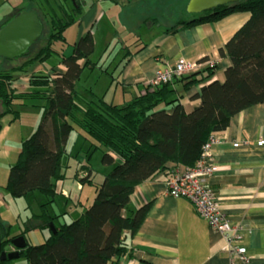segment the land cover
<instances>
[{
	"label": "trees",
	"instance_id": "trees-1",
	"mask_svg": "<svg viewBox=\"0 0 264 264\" xmlns=\"http://www.w3.org/2000/svg\"><path fill=\"white\" fill-rule=\"evenodd\" d=\"M30 1L35 4L33 9L43 27L48 28L46 43L22 63L0 70V116L9 113L12 120L17 118L19 112L14 106L22 105L25 99L44 98L46 109L35 130L21 140L4 188L13 198L31 192L51 197L34 217L41 222V228L52 223L55 233L50 230L43 243L30 245L23 231L12 237L3 231L0 253L11 246L12 238L23 236L26 245L19 250V256H24L27 264H113L125 255L127 234L132 236L136 232L148 210V205L130 207L135 186L165 169L169 162L192 167L211 134L224 130L231 117L244 108L264 101V0H239L202 12L193 20L177 22L190 25L236 11L250 13L220 51L230 60L224 80L201 86L191 96L198 98L199 104L190 111L184 109L182 98L213 75L215 64L155 87L148 84L142 93L121 104L107 99L105 92L99 95L91 88H84L85 96H81L77 85L83 69L98 67L91 57L92 31L78 38L70 55L52 48L56 41H65L64 30L77 21L80 1L54 0V5L51 0ZM21 11L22 8L15 11L4 24ZM140 44L137 42L133 47ZM29 49L16 58L26 57ZM123 49L125 61L133 49L129 50L128 45ZM51 53L60 56L59 61L65 67L63 73L32 74L25 91L12 86L15 74L24 73L27 66ZM102 72L108 73L113 83L117 79L118 73L113 76L106 68ZM72 130L81 135L83 145L87 143L85 163L79 165L74 178L81 184L92 185L94 196L76 219L56 225L54 220L59 214L51 215L47 205L56 194L57 183L65 178L67 159L71 156L66 142ZM95 151L101 152L103 164L111 166L100 183L93 181L89 162ZM80 171H84L81 177ZM7 261L0 260V264Z\"/></svg>",
	"mask_w": 264,
	"mask_h": 264
},
{
	"label": "crops",
	"instance_id": "crops-1",
	"mask_svg": "<svg viewBox=\"0 0 264 264\" xmlns=\"http://www.w3.org/2000/svg\"><path fill=\"white\" fill-rule=\"evenodd\" d=\"M24 1L12 3L9 0H0V8L5 6L0 16V24L12 17L19 7L22 10L33 9L24 7ZM78 1L81 3V13L75 22L78 26L76 38L78 40L86 32L92 31L95 46L98 38L94 34V26L105 12H135L130 7L129 0L122 5L121 0ZM188 1H185V7ZM197 16L185 21L193 20ZM249 16L247 11H236L216 20L190 25L175 23L154 31L147 29V39L140 42L130 56L118 64L117 79L102 93L105 92L107 99L121 104L142 93L157 68L174 64L180 59L196 62L209 59L216 66L213 75L191 88L181 100L184 109L190 111L199 104V99L191 96L198 93L201 86L224 80V71L230 65V60L225 52L221 54L220 51ZM109 34L110 31L103 36L105 44V38ZM71 53L72 48L64 55ZM205 67L203 65L199 70ZM51 68L34 64L28 73L15 74L12 85L19 91L17 85L24 79L29 80L32 74L65 71L60 61ZM28 87L27 85L26 90ZM81 92L85 96L84 91ZM214 135L217 140L213 145L216 169L207 178L206 185L217 197L223 215L233 225L243 227L240 245L249 260H231L227 239L214 231L197 214L191 202L166 193L165 180L175 170L185 167L169 162L165 169L135 186L130 196V207L137 209L148 205V210L136 232L132 236L127 234L125 255L113 264H264V144L258 143L259 139L264 138V101L248 106L232 116L227 127ZM78 137L82 138L80 134ZM77 158L82 161L80 157ZM62 194L69 199L71 206H82L76 193L69 194L62 190ZM71 206L69 210L72 209ZM11 250H14L12 245L7 246L5 251Z\"/></svg>",
	"mask_w": 264,
	"mask_h": 264
},
{
	"label": "rangeland",
	"instance_id": "rangeland-1",
	"mask_svg": "<svg viewBox=\"0 0 264 264\" xmlns=\"http://www.w3.org/2000/svg\"><path fill=\"white\" fill-rule=\"evenodd\" d=\"M9 1L14 3L18 0ZM126 1L121 0V5L127 3ZM129 1L130 7L135 12H105L104 16L95 24L94 34L98 38V44L94 45L95 54L92 56V59L96 61L98 67L93 70H89L88 68L83 69L78 80L79 84L77 85L81 96H84L81 92L85 91L83 88H92L98 94L104 90H108V85L113 82H110V75L102 72V70L106 68L108 72H113V76H115L117 74L116 66L122 62V56L125 53L123 47L127 44L129 50H131L134 48L135 43L145 41L147 39L145 33L147 29L148 31H154L169 27L180 20H188L197 16V14L187 11L185 7L186 0ZM51 2L54 5V0H51ZM69 2L72 3V0H69ZM23 4L26 8L36 7L30 0H25ZM4 7L0 8V16L4 12ZM20 8H17L15 11ZM57 13L60 15L59 12ZM39 15L41 16V14ZM143 20H147L146 23ZM142 21L143 25H141ZM3 24L4 21L0 24V27ZM148 24L150 26H146ZM77 27V23L69 25L63 32L65 41H56L52 45V48L58 52H69L77 40ZM108 31H110V34L105 38L107 39V44H105L103 36ZM47 34L48 28L44 25L41 36L30 47L26 57L15 58L14 60L0 57V70H9L12 66L20 64L28 57L34 55L40 47L45 45ZM135 39L138 40L134 42ZM59 57L58 54L51 53L48 57L37 60L27 66L24 73H28L29 68L34 64H41L46 69H52L51 67L59 61ZM27 85L29 86L28 79L22 80L21 84L17 85L18 90H26ZM112 86L113 84L110 87V91L112 90ZM14 109L19 112L17 118L12 120V115L9 113L0 116V223L2 225L0 227L3 228H0V236H2L3 231L8 233V237H12L23 231L28 244L38 245L43 243L50 235V228L49 224L47 227L41 228L39 226L41 222L34 215L41 212V205L46 203L51 197L44 196L39 192H31L25 197L13 198L4 186L7 182L9 167L15 162L19 152L21 140L28 137L42 119L43 112L46 109V99H25L22 105H15ZM78 138L77 132L72 130L66 142V150L71 154L68 159L66 158L69 166L65 169L64 180L57 183L56 194L52 198V202L47 205V211L51 215L59 214L54 220L56 225L70 223L76 219L83 211V206L89 205L94 196V187L92 185L88 183L81 184L74 178V173L79 165L85 163V160H83L85 158L84 149H86L87 144L83 145L82 138ZM77 152L79 153L78 157L82 160L81 162H79L77 157H73ZM89 162L93 170V181L100 183L103 180L104 174L110 171L111 166L101 162L100 151L93 152ZM78 173L79 177L84 175V171ZM62 190L67 191L69 194L76 193L82 206H71L69 199L63 196ZM70 206L72 207L71 210H69ZM7 264H27V260L24 256H19L9 259Z\"/></svg>",
	"mask_w": 264,
	"mask_h": 264
},
{
	"label": "built area",
	"instance_id": "built-area-1",
	"mask_svg": "<svg viewBox=\"0 0 264 264\" xmlns=\"http://www.w3.org/2000/svg\"><path fill=\"white\" fill-rule=\"evenodd\" d=\"M203 65L211 67L214 63L209 59L197 62L180 59L174 64H166L157 68L148 84L155 87L170 82L176 77L198 71ZM216 141L215 135L211 134L201 148L200 157L192 167H184V169L175 170L170 174L165 180L166 193L169 196L185 198L191 202L197 214L206 220L214 231L227 239L231 260L239 259L247 262L249 258L240 245L243 227L233 225L223 215L217 197L206 185L207 178L216 169L213 162V145ZM258 143L264 144V138L259 139Z\"/></svg>",
	"mask_w": 264,
	"mask_h": 264
},
{
	"label": "water",
	"instance_id": "water-1",
	"mask_svg": "<svg viewBox=\"0 0 264 264\" xmlns=\"http://www.w3.org/2000/svg\"><path fill=\"white\" fill-rule=\"evenodd\" d=\"M74 1V0H72ZM239 0H189L187 11L200 14L202 11L211 10L218 6L233 4ZM43 24L34 9L22 10L0 28V57L13 59L24 54L41 36ZM52 233L55 229L49 223ZM10 244L14 250L2 251L0 260H9L19 257V250L25 248L23 236L11 239Z\"/></svg>",
	"mask_w": 264,
	"mask_h": 264
},
{
	"label": "bare ground",
	"instance_id": "bare-ground-1",
	"mask_svg": "<svg viewBox=\"0 0 264 264\" xmlns=\"http://www.w3.org/2000/svg\"><path fill=\"white\" fill-rule=\"evenodd\" d=\"M204 142H206V141H204Z\"/></svg>",
	"mask_w": 264,
	"mask_h": 264
}]
</instances>
